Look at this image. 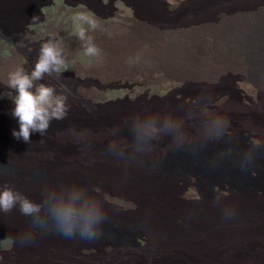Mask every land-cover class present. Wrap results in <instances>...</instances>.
<instances>
[{
  "label": "rangeland",
  "instance_id": "rangeland-1",
  "mask_svg": "<svg viewBox=\"0 0 264 264\" xmlns=\"http://www.w3.org/2000/svg\"><path fill=\"white\" fill-rule=\"evenodd\" d=\"M150 1L153 3L151 2L152 6L149 5L156 11L154 17L141 12L136 0H44L46 4L41 8L46 17L40 16V19L46 20V23L38 22L29 26L33 32L35 31V34L32 31L27 34L32 39L28 42L16 41V45H13V40L5 41L7 35L2 33L11 34L13 29L19 31L18 28L22 27V24H14L9 26V29H2L0 26V190L11 188L36 203L44 204L47 194L52 191L41 196L34 191L31 179L27 182L25 177L42 176L40 180L44 181L47 177L64 180L77 176L85 181L98 203L103 200L117 206L119 202L111 203L107 198V190L111 186L101 174L104 165L134 163L145 167L150 162L152 150L166 147L169 151L164 154L162 151L163 156H160L159 162L175 175L183 171L179 165L183 167L192 165L186 160L185 155L196 150L205 158L208 157L207 151L226 156L235 153L236 157H240L242 163L231 170H224L220 165L222 162L210 161L213 172L222 178L218 184L215 176L207 174L204 170L200 171L198 177L186 180L184 185H181V191L188 201L200 204L202 200L206 201L204 197H212L211 200L221 202L234 195L231 190L234 185L240 187L237 188L241 191H253L255 197L264 200V95L254 100L242 91V87L236 85V78L228 76L210 84H202L199 81L186 82L167 78L160 70L154 71L151 77L146 78L133 68L129 71L131 73L117 72L111 82L103 84L97 74L98 66L110 56L109 51L121 47L125 36L145 26L143 23L148 22L160 28L159 30L192 29L208 23L216 24L222 18L228 19V16L238 13V16L244 17L264 15V0H182L174 11H170L167 0ZM13 6L11 0H0L2 10ZM88 20L96 23V29L89 30L88 35L92 37L91 42L100 52L97 56L86 55L78 39V33L87 26ZM50 29L56 30L57 33ZM37 35L41 36V42L54 40L63 49L65 63L61 76L56 77L53 73V77L45 76L43 82L67 97L68 113L65 119L60 120V124L53 121L43 136L35 132L36 134L31 136V143H26L12 135L13 129L19 128V123L11 114L14 104L8 96L13 93L6 87L4 81L7 74L17 68L31 71L33 67L30 63L33 61L29 60V55L25 52L19 51L17 46L28 49H35L37 46L38 53L35 59L37 60L43 44L36 42ZM104 36L107 38L102 39ZM11 37L12 35L9 36ZM30 42H33L34 46H30ZM139 51L128 55L127 61L134 64L145 62ZM152 104L160 106L167 104L178 108L179 116L169 121L167 126L157 125L154 129L149 125L151 123L145 120L146 117L138 121L130 118L126 122L117 120L102 128H79L62 124V121L66 120L69 123L88 121L90 118L107 120L114 111L122 116L125 109L126 113L132 114L142 109L141 106ZM188 135H191V142L186 141ZM235 141L239 146L233 145ZM254 141H259V144ZM28 144L33 145L31 147L33 150L26 147ZM253 163L259 165L263 177L249 170ZM198 166L202 168L203 162ZM2 170L10 171L12 174ZM92 179L96 180L93 186ZM43 187H46L44 183ZM118 190L120 189L114 192L120 193ZM123 194L127 198L131 196L129 193ZM55 195L75 200L77 207L82 206L80 208L84 211L96 207L94 202L91 204L89 201L92 206L88 203L85 205L84 200L60 192L59 194L55 192L53 199ZM125 205L129 207L128 212L123 211L125 209L116 210L127 215L130 213V205L128 202H125ZM221 208L229 207L225 204H214L202 206L200 210L216 211ZM122 213L119 215L106 213V218L100 225L101 233L98 235L113 242L117 246L115 250L107 252L106 245L93 243L88 250L84 247L78 249L76 255L69 253L67 255L62 246L52 245L55 242L52 240L50 242L48 237L43 235L58 233L67 237L57 231L58 228L51 220L49 221L52 224L48 229L40 228L38 225H36L38 228L33 226L31 228L27 223L33 225V221L31 222L30 216H27L29 221L26 219L25 222L18 205L8 213L0 210V264H145L144 262L157 264L156 260L163 255L154 247L145 226L132 220L124 223L122 220L125 221V216ZM213 230L210 236L207 235L200 240L195 238L194 247H183L176 261L169 264H202L205 257L201 252L206 249L207 243L223 247L222 239L217 236L226 230L225 225L215 224ZM82 243L85 244V239ZM224 246L227 250V246ZM151 260L155 262L150 263Z\"/></svg>",
  "mask_w": 264,
  "mask_h": 264
},
{
  "label": "bare ground",
  "instance_id": "bare-ground-1",
  "mask_svg": "<svg viewBox=\"0 0 264 264\" xmlns=\"http://www.w3.org/2000/svg\"><path fill=\"white\" fill-rule=\"evenodd\" d=\"M136 1L140 5L141 12L147 13L151 17L156 16V11L151 8L152 1ZM181 1L178 0V3L180 4ZM11 3L14 6L10 9L6 8L2 10L0 8L1 28L9 29V26L23 24V22L24 27L20 34L14 35L11 38L7 36L5 41L9 42L13 40V45H16V41L28 42L32 37H28L27 34L29 32L31 33V31L35 34V31L33 32L29 26L38 22L41 24L46 23V20L43 21L40 19V16L46 15L41 10V6L46 3L44 0H11ZM238 14L228 16V19L222 18L216 24L208 23L199 27H193L192 29L177 28L175 30H159L160 28L158 29L148 22L143 23L142 25L145 26H141V28L135 29V32L132 31L130 35L125 36L124 44L121 47H116L109 51L110 56L98 66L97 74L99 81L103 84L109 83L115 78L117 72L127 73L133 68L134 71H140L146 78L151 77L154 71L160 70L165 73V77L167 78L185 80L186 82L199 81L202 84H210L218 81L222 77L228 76L232 79H237L236 85L242 87L243 89H241L244 93L250 95L254 100L258 99L264 95V15H248L244 17L238 16ZM18 29L19 31L17 30V32H20L22 27ZM50 30L56 32V30ZM40 37L39 35L36 36V42L44 43L41 42ZM106 38L104 36L102 39ZM29 44L30 46H34L33 42ZM17 48L19 51L29 55V58L33 61L30 64L34 67L36 62V54L33 52L34 49L20 46H17ZM135 51L142 53V58L144 57L145 62H136L134 64L127 61V56L133 54ZM55 76L60 77L61 74H55ZM50 77H53V74ZM141 107L142 109L132 114L126 113L125 109V114L122 116L117 111H114L107 120L90 118L88 121L79 123H69L66 120L65 122L62 121V124L79 126V128H102L111 124L113 121L126 122L128 118L138 121L146 117L145 120L151 123L149 125L154 129L157 125L161 126L166 124L167 126L169 121L179 116L177 112L178 108L175 109L173 106L167 104L161 106L152 104ZM59 122L57 121L58 124H60ZM177 126L180 125L178 124ZM112 131L114 130L112 129ZM35 134L33 132L31 136ZM188 136L186 137V141L191 140V135ZM234 143L233 145L239 146L238 142L235 141ZM26 147L31 148L33 145L28 144ZM30 150H33V148ZM162 151L164 154L169 149L159 147L152 150L149 156L150 162L145 167L134 163L104 165L101 174L104 176L103 179L107 181V184L111 186L107 190V198L111 203L114 201L119 202L117 206H114L115 203L111 205L103 200L100 201L99 204L104 213L119 215L123 211L128 212L127 209L129 207L125 205V202H128L130 205V213L127 215L122 213L125 216V221H122L126 223L127 220H132L142 223L145 226L154 247L158 248L161 255H163V257L156 260L157 264L175 262L183 247H194L196 244L195 238L196 240H200L207 235L210 236L214 231L213 225L215 224L225 225L226 230L217 236V238L222 239L221 246L223 247L211 246L207 243L206 249L201 252L203 257H205L202 264H264V200L258 199L257 196L255 197L253 191H241L238 189L240 187L235 185L231 187L234 195L221 202L211 200L210 198L212 197H204L206 201L203 202L202 200L199 202L200 204H197V202L188 201L186 197H183L181 191V185H184V182L186 180L188 181L191 177H198L202 170L206 171L207 174L215 176L216 184H218L222 178L213 172V165H211L210 161L222 162L220 165L223 166L222 168L224 170H231L242 163L240 162V157H236L235 153H229L226 156L207 151L208 157L205 158L202 156V153L200 155L196 150L192 154L185 155L186 160L192 163V165L183 167L177 163L183 171L175 175L169 171L168 167H164L159 162ZM201 162L204 164L202 168L198 166ZM249 170H253L260 177H263L262 170L258 164L253 163ZM2 171L12 174L7 170ZM41 177H35L34 175L25 177L27 182L31 179L30 181L34 191L41 196H45L49 191H55L58 194L60 192L66 196L84 200L83 204L88 203L90 206L94 202L95 206L96 200L91 195L90 189L86 186L82 178L74 176L72 178H65L64 180H53V177H47L44 181H41ZM95 182L96 180L92 179V186ZM43 183L46 187H43ZM80 189L84 190L81 191ZM116 189H120L118 190L120 193L116 194L114 192ZM123 193H129L131 196L127 198ZM214 204H225L229 208H221L216 211L200 210L202 206ZM183 205H187L186 208H183ZM231 207H234V209H230ZM116 208L125 210L118 212ZM41 215L43 216V212ZM23 218L25 222L29 219L25 215ZM30 218L29 220L33 221H31L33 225L30 223L27 224L31 228L32 226L37 227L36 225H38L40 228L48 229L50 224H52L48 221L46 227H42L36 224L32 217ZM206 225L208 228L205 232ZM57 231L61 232L59 229ZM43 235L48 237L49 241L52 240L55 242L52 245L57 247L62 246L67 255L68 253L76 255L77 250L84 247L88 250L89 246L93 243L106 245L105 250L107 252H112L117 248L113 242L105 240L100 236L92 240L85 239V244H83V239L79 235H73L71 237H63L58 233ZM224 245L227 246V250ZM153 262L155 260L150 261V263ZM144 263L148 264L147 262Z\"/></svg>",
  "mask_w": 264,
  "mask_h": 264
},
{
  "label": "clouds",
  "instance_id": "clouds-1",
  "mask_svg": "<svg viewBox=\"0 0 264 264\" xmlns=\"http://www.w3.org/2000/svg\"><path fill=\"white\" fill-rule=\"evenodd\" d=\"M167 2L170 5V11L179 7L178 0H167ZM23 24L20 32L13 29L11 34H2L7 36L20 34L23 31ZM86 25L78 33V39L86 55L97 56L100 52L91 42L92 37L88 35L89 30L96 29V23L88 20ZM36 48L33 50L34 54L38 53H36ZM29 60L32 61L31 58ZM64 63L63 49L53 40L41 45L38 58L31 71L17 68L7 74L4 83L13 93L8 96L14 104L11 114L17 118L19 123V128L13 129L12 132L16 139H23L24 142L31 143L33 132L43 136L53 121L66 118L68 113L67 97L58 93L53 86L43 82L45 76H51L53 73L59 75ZM254 142L259 144V141ZM54 193L55 191L48 193L45 203L41 204L11 188H4L0 190V210L8 213L18 205L19 211L25 216L32 217L36 224L46 227L50 219L67 237L79 235L82 239L92 240L101 233L100 225L106 217L98 202L95 201L96 207L84 211L77 207L75 200L65 199L61 195H55L54 199L50 198Z\"/></svg>",
  "mask_w": 264,
  "mask_h": 264
}]
</instances>
